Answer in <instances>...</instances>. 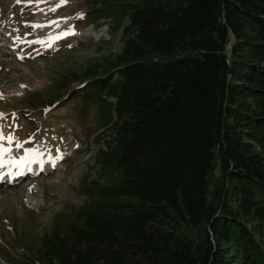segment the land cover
<instances>
[{"label":"trees","instance_id":"obj_1","mask_svg":"<svg viewBox=\"0 0 264 264\" xmlns=\"http://www.w3.org/2000/svg\"><path fill=\"white\" fill-rule=\"evenodd\" d=\"M104 1L123 48L66 100L83 124L98 108L114 179L45 261L264 264V0Z\"/></svg>","mask_w":264,"mask_h":264},{"label":"rangeland","instance_id":"obj_2","mask_svg":"<svg viewBox=\"0 0 264 264\" xmlns=\"http://www.w3.org/2000/svg\"><path fill=\"white\" fill-rule=\"evenodd\" d=\"M106 7L104 0H0V128L15 137L0 141L10 149L0 156L19 162L15 173L0 175V264H47L53 231L68 236L89 203L86 190L114 179L96 163L110 140L98 108L83 124L66 100L89 82V67L102 73L123 48L115 21L102 17ZM208 180L212 192L225 186L217 170Z\"/></svg>","mask_w":264,"mask_h":264},{"label":"snow or ice","instance_id":"obj_3","mask_svg":"<svg viewBox=\"0 0 264 264\" xmlns=\"http://www.w3.org/2000/svg\"><path fill=\"white\" fill-rule=\"evenodd\" d=\"M66 2H67V0H61V4L66 3ZM3 118H4L3 114L0 113V119H3ZM14 139H15V137L12 136V135L5 136L3 134L2 129H0V141L7 140L8 142H12ZM16 147L19 148V147H22V145L17 144ZM9 152H10L9 148L0 145V154H6V153H9ZM8 162H10V163H19L18 161H15V160L8 161Z\"/></svg>","mask_w":264,"mask_h":264},{"label":"bare ground","instance_id":"obj_4","mask_svg":"<svg viewBox=\"0 0 264 264\" xmlns=\"http://www.w3.org/2000/svg\"><path fill=\"white\" fill-rule=\"evenodd\" d=\"M8 164V165H7ZM3 165H7L5 168L3 169H7L6 172L3 171V169H1L3 171V174L0 173L1 175H4V174H8V173H15V169L17 168L16 164L15 163H6V162H0V167H4ZM14 202V201H13ZM9 204V203H8ZM10 212V211H9ZM1 214V213H0Z\"/></svg>","mask_w":264,"mask_h":264},{"label":"water","instance_id":"obj_5","mask_svg":"<svg viewBox=\"0 0 264 264\" xmlns=\"http://www.w3.org/2000/svg\"><path fill=\"white\" fill-rule=\"evenodd\" d=\"M227 53H228V57H229V48H227Z\"/></svg>","mask_w":264,"mask_h":264}]
</instances>
